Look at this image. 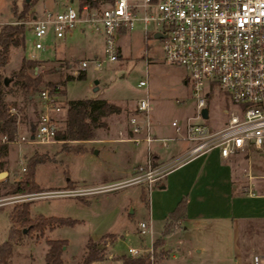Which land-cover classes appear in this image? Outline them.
<instances>
[{
  "label": "rangeland",
  "instance_id": "rangeland-1",
  "mask_svg": "<svg viewBox=\"0 0 264 264\" xmlns=\"http://www.w3.org/2000/svg\"><path fill=\"white\" fill-rule=\"evenodd\" d=\"M25 1L0 0V24L15 23L12 6L15 4L20 10ZM54 1L57 0H38L32 7L37 12H40L43 8L52 9L55 7ZM25 25V48L12 51L11 61L5 68L7 75H10L12 71L19 67L23 54L27 58L39 60L53 58L54 52L49 48L47 50L35 49L34 36L31 30L28 29V21L25 22ZM142 26L140 22L135 24V27L125 39L129 49L127 43L124 44L123 42V53L117 61L103 62L101 68L97 70L92 62L93 54H98L99 57L102 56L103 41L92 25L82 24V27H85L84 34H78V27L73 30V33L80 35L75 39L78 40V46H75L73 59L76 60L77 64L83 57L88 58L90 62L86 68V76L79 78L70 75V69L66 64H63L58 65L60 69L53 70L54 73H49L45 78L52 81L60 90L63 88L68 99L94 97L118 103L123 101L132 102L136 98L142 97L145 94L146 87H139L138 82L147 77V88L152 98L153 107L151 117L153 121L160 122L161 127L165 126L171 131L170 122L172 120H183L193 113L194 100L191 96L190 87L185 86L181 80L185 75L184 68L164 62L161 41L153 38L143 41ZM43 42L48 46L50 40L44 37ZM84 42L87 47H85ZM146 48L148 49V63V58L144 55ZM50 65L52 66L47 62V64L41 65L40 70ZM79 65L80 63H78ZM213 92V96L208 101L209 118L207 122L211 127H217L221 126L226 118L224 109L233 107V105H231L227 95L218 87H214ZM11 98V96H8V99ZM28 114L30 118L35 120L31 109L28 110ZM124 118L125 113L121 115L111 114L105 121L106 124L115 128L118 126L120 129L118 128L117 133H119L124 125ZM60 121V127L63 129L64 116ZM102 128L104 130H97L96 137L110 138L115 136L113 131L103 134L105 127ZM22 133L18 139L19 144H9L10 152L6 157L7 162L3 170L10 171L12 167V175L8 174L6 179L10 182L15 181L26 172L22 171L21 168L26 167L27 156L35 151L45 153L48 160L37 165L35 172V180L42 188L41 191L65 188V180L69 175L77 179H92L104 169H112V167L119 169L132 161L131 157L121 152V148H127L130 144L122 146V144L112 142L84 143L70 141L67 146H63L64 141H62L51 145H31L27 143L29 132L23 130ZM184 142L182 140L169 141L168 148H159L157 143H154L153 147H158V151L162 156H172L178 153V149L182 147ZM21 144L25 146L22 145L23 148L19 151L18 147H21ZM69 147L72 150L85 147V150L75 152L67 150ZM114 150H117L116 153ZM260 153H264V151L252 152L248 161L242 153L233 155L230 160L235 163L244 161L247 177L264 176V155H260ZM23 154L26 156L25 158H22ZM14 172H16V176L13 177ZM136 186L120 187L89 196L91 202L82 205L76 204L74 197L72 199L62 196L48 198L28 196L23 200H15L13 197L15 195H0V241L7 239L8 236V211L15 203L29 202L32 216L43 214L77 219L76 224L73 226H61L47 232L49 239L67 240L66 249L63 252V264H81L84 247L89 237L93 240L100 237L98 240L101 245H104V243L107 245L106 258L91 264H121L118 257L123 254L128 255L127 249L129 247L141 248L142 255H146L149 253L152 234L156 237L159 236L157 234L159 225L155 224L154 227L151 225V230L149 229L151 232L148 231L143 239L141 235L139 236L134 231L138 222L147 221L145 220L144 204L138 198ZM260 187H264V184ZM133 209H135L134 213ZM125 229L130 230L128 235L124 233ZM105 231L119 232L121 235L115 233L111 236L103 235L101 237ZM46 239V235L36 238L34 232L25 237L15 248V264H43L44 253L47 248ZM165 244L164 250L168 254L161 258L157 264H226L227 261H234L236 257H239L240 248L242 254L245 255L243 264H254L255 255H258L262 251V246H264V225L254 222L242 225L241 241H238L239 254L236 241L228 227H206L205 230H195L192 227L180 228L166 237ZM198 250L200 251L198 252ZM261 253L264 254V252ZM113 256L114 258H112ZM259 264H264V257L260 258Z\"/></svg>",
  "mask_w": 264,
  "mask_h": 264
},
{
  "label": "built area",
  "instance_id": "built-area-1",
  "mask_svg": "<svg viewBox=\"0 0 264 264\" xmlns=\"http://www.w3.org/2000/svg\"><path fill=\"white\" fill-rule=\"evenodd\" d=\"M138 22L143 25L146 39L161 41L164 62L186 70L194 110L183 120L171 121L174 136L153 137V107L147 92V77L141 79L138 85L146 87V92L136 101V113L129 117L134 135L126 140L147 145L159 141L164 148H168L169 141L184 140L191 144L190 147L185 153L159 164L153 162L149 153L145 162L136 165L130 177L122 181L19 194L13 196L15 200L28 196L89 197L130 185H145L150 189L175 168L212 150H218L222 158L264 151V0H112L98 7L68 4L61 11L45 9L31 24L34 47L38 50L43 49V38L49 31L61 38L79 24L92 25L103 37V54L92 60L98 70L103 62L118 60L119 32L132 30ZM89 62L81 61L72 74L78 75ZM214 87L225 93L233 105L224 109L226 118L217 128L207 122L209 112L207 118L202 115V109H208ZM59 91L54 85L39 92L37 120L35 129L28 135V144L62 142L56 137L57 131L61 130L63 110ZM11 112L16 110L11 108ZM2 141L19 143L18 139L8 141L6 136ZM21 170L25 171V167ZM149 229L147 221L138 223L140 234H146ZM104 246L107 245L104 243ZM148 252L146 255L152 257V247ZM127 253L133 257L143 254L136 247H129ZM258 261V257H254V264Z\"/></svg>",
  "mask_w": 264,
  "mask_h": 264
},
{
  "label": "crops",
  "instance_id": "crops-1",
  "mask_svg": "<svg viewBox=\"0 0 264 264\" xmlns=\"http://www.w3.org/2000/svg\"><path fill=\"white\" fill-rule=\"evenodd\" d=\"M54 2H55L54 8L52 9L43 8L40 12H37L33 7H31L32 8L31 11L34 12L32 18L28 21L29 24L28 29H30L31 32H32V24H31L32 21L38 17H41L45 9L56 12L63 10L68 4H72L75 7H79L80 5L79 0H57ZM80 25L78 27L77 32L78 34H84L85 27H82V24ZM130 32L131 30L122 29L118 34V44L120 49L119 57H121L123 53V42L124 44L127 43L125 39L129 36ZM141 32H142V40L147 41L148 39L144 37L143 30ZM78 34H76L75 32L73 33L72 31L70 33H66L64 37L57 38L52 31H49L45 37L48 40H50V43H48V46H46L43 42L44 47L41 50H47L49 48V50L54 52V55L52 59L42 60L44 61L43 64H47V62L52 64V66L50 65L47 68L53 67L55 68L54 70L56 71L60 69V66L58 65L66 64L70 69V75L74 76L72 74V71L79 68L78 63H80L83 60H88V58L83 57L82 60L76 64V60L73 59V52L76 49L75 46H78L77 43L78 40H75L78 38V36H80ZM98 34L99 36H101L103 41L102 35L100 33ZM84 45L85 47H87L86 43ZM128 47L129 46L127 43V48ZM19 49L21 48H18V50ZM147 50L148 49L146 48L144 51V55L147 56L146 58H148L147 60L148 63L149 57L147 55ZM23 56L25 55L23 54ZM98 57H99L98 54L95 53L93 54V59ZM31 59H36V58H31ZM82 71L85 73L86 76V69ZM51 73L54 72L52 71L50 72V74ZM186 77H187V72L185 70V75L181 80L183 81L185 86H189ZM147 92L149 95L148 88H147ZM59 96L61 103L63 105V110L60 115V120H61L62 116H65V111H66L65 105L67 101L73 99H68L66 97L63 88L59 91ZM89 98H94V97H89ZM139 98H136L132 102L129 101H123L118 103L113 102L122 106L123 108L120 113H113V114L121 115L122 113H125V118H124L125 122L121 132H119L120 131L119 130L118 131L119 133H117V130L119 128L118 126L115 128L114 126H110L109 124H107L105 127V131L102 133L108 134L110 131H113L115 136H112L110 138L96 137L95 139L86 140V141H75V142H84V143L112 142L120 145L122 144V146L124 144H130L129 147L127 148H121V152L126 154L128 157H131L132 161H130L126 166L122 168L120 167L119 169L118 168L116 169L114 167H112V169H104L92 179L90 178L77 179L69 175L65 180L64 186L68 182H71L72 186H78V185L97 186V185L109 184L121 178L130 176L132 174L133 168L136 165L144 163L149 153H151L153 157V162L159 164L167 161L173 156L181 155L187 151V149L191 145L187 141L183 143L182 147L178 149L177 151L178 153H176L175 155L162 156L161 153L158 151V147L159 148H164V147L161 145L159 141H153L149 145H147V143L145 142H140L139 144H136L133 141L126 140L127 138L134 135L133 132L131 131L129 117L136 113L135 104ZM94 99H98V98H94ZM150 99L152 98L150 97ZM127 109L129 111H126ZM137 117L141 118V115L138 114ZM161 126L162 124L160 122H156L155 120L153 121L151 117V134L153 135V137L168 138L175 135V131L172 126H171L172 128L171 131H169L167 127L165 126L161 127ZM98 129L104 130V128H98ZM23 130L26 131L27 129L25 126L22 125L19 133L20 136L21 134H23L22 133ZM154 143H157L158 147H153ZM22 145L23 144H21V147H18L19 151L23 148ZM116 151L117 150H114L115 153ZM9 152H10V146H9ZM251 155L252 153L244 154V158L247 159L248 161ZM260 155H264V154L260 153ZM232 156L228 158H222L218 150H212L209 153L196 156L188 160L187 162L183 163L179 167L175 168L174 170L169 172L163 179L153 184L150 189L147 188L145 185H137L136 193L141 203L144 204L145 220H147V222L150 224V230H151V225L152 227H154L155 224H158L159 228L157 230L158 231L157 234L160 236V233L166 221V217L170 212H172L176 208L178 202L183 197H185L186 198L185 217L180 220L179 225L175 230H178L180 228L187 229L189 227H192L195 230H199V229L205 230L206 227H213V228L228 227L230 228L231 233L236 241V246L239 254L238 241L239 242L241 241L242 225L248 222H254L259 225H264V187H260V185L264 184L263 181L264 176L247 177L244 161H238L235 163L234 161L230 160ZM25 157L26 156H24L23 154L22 158ZM11 170L12 167L10 168V171L7 172L8 174L12 175ZM14 176H16V172L13 173V177ZM70 198L72 199L75 198L74 200L76 201V204H81V205L89 204L91 202V199L89 197H84V198L70 197ZM134 210L135 209L132 210L133 213ZM134 231H136L137 234H139V236L141 235L143 239V236L145 234L139 233L138 224L134 228ZM47 232L45 233V235L47 236V239H49ZM115 233L116 232L113 231H105L101 235V237L103 235L111 236L112 234ZM124 233L128 235L130 233V230L125 229ZM116 234H120V233L117 232ZM157 237L152 234L150 248L152 247L153 241ZM89 239L92 238L89 237L88 240ZM98 239L94 241H99ZM65 249L66 247L64 248V250ZM261 249H262L261 252H264V246H262ZM199 251L200 250H198V252ZM261 252H259L258 255H255V257H258L259 259L258 264L260 263V258L264 257V254H262ZM112 258H114V256ZM118 258L120 259V256ZM243 261H244V255L242 254V250L240 248L239 257H236V260L234 261L231 260L227 261L226 264H243Z\"/></svg>",
  "mask_w": 264,
  "mask_h": 264
},
{
  "label": "trees",
  "instance_id": "trees-1",
  "mask_svg": "<svg viewBox=\"0 0 264 264\" xmlns=\"http://www.w3.org/2000/svg\"><path fill=\"white\" fill-rule=\"evenodd\" d=\"M38 0L24 2L18 10L13 4L12 12L15 23L0 24V171L4 169L9 152V143L2 141L6 136L8 141H14L20 137V128L25 126L31 133L35 129L38 114V94L45 87H53L52 81L45 78L54 70L53 67L40 70L44 63L42 60L21 57L19 67L7 75L5 68L11 61L12 51L25 48V22L29 21L34 12L31 7ZM112 0H79L80 5L87 4L89 7H98ZM84 78L85 73L80 71L77 75ZM8 78V83L4 79ZM15 88V89H14ZM11 96V99H8ZM11 108L16 110L11 112ZM31 109L35 120L30 118L28 110ZM64 127L57 131L58 140L64 141L67 146L70 141H86L96 138V130L106 127L105 119L113 114L120 113L122 106L107 101L106 99L81 98L67 101L65 105ZM126 111H129L128 109ZM67 150H72L69 147ZM85 147L72 150L84 151ZM25 174L15 181L8 179L0 181V195L10 196L39 192L42 190L35 180L36 167L48 160L45 153L33 152L26 157ZM65 187H72L71 182ZM186 198L183 197L176 208L168 214L160 236L152 244V254L133 257L121 255V264H157L168 253L164 250L165 239L179 225L185 217ZM8 236L0 241V264H15V248L33 232L36 238L44 237L47 231L56 227L73 226L77 220L70 217L46 216L30 213L29 202L15 203L8 211ZM47 248L44 253L43 264H63V252L67 245L65 239H46ZM107 249L99 241L89 239L84 247L81 264H91L106 258ZM245 257V255H244Z\"/></svg>",
  "mask_w": 264,
  "mask_h": 264
},
{
  "label": "water",
  "instance_id": "water-1",
  "mask_svg": "<svg viewBox=\"0 0 264 264\" xmlns=\"http://www.w3.org/2000/svg\"><path fill=\"white\" fill-rule=\"evenodd\" d=\"M28 1L29 0H26V2H28ZM156 36H160V35L156 34ZM8 80L9 79L6 77L4 79V83L7 84L8 83ZM202 115H203V118H207V116H208V109L206 107L202 109ZM30 138H33V135H31ZM261 154H264V153H261ZM7 176H8V172L6 170L0 171V180L1 181L2 180H5L7 178ZM64 248L65 247H63V249Z\"/></svg>",
  "mask_w": 264,
  "mask_h": 264
}]
</instances>
